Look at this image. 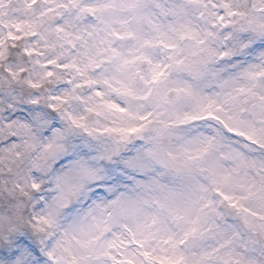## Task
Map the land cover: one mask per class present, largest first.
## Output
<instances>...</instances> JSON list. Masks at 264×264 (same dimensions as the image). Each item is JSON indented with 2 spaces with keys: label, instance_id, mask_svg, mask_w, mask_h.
<instances>
[{
  "label": "rangeland",
  "instance_id": "374dc122",
  "mask_svg": "<svg viewBox=\"0 0 264 264\" xmlns=\"http://www.w3.org/2000/svg\"><path fill=\"white\" fill-rule=\"evenodd\" d=\"M0 264H264V0H0Z\"/></svg>",
  "mask_w": 264,
  "mask_h": 264
}]
</instances>
